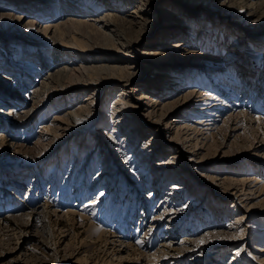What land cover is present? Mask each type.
<instances>
[{"label":"rangeland","instance_id":"rangeland-1","mask_svg":"<svg viewBox=\"0 0 264 264\" xmlns=\"http://www.w3.org/2000/svg\"><path fill=\"white\" fill-rule=\"evenodd\" d=\"M13 1L0 0V13L23 15L21 29L0 21V264H264V0H152L146 12L137 8L146 0H94L98 6L83 7L77 18L101 19L107 12L116 18L106 29L103 17L98 27L81 28L84 37L67 42L88 57L86 65L98 67L92 78L109 85L85 109L97 116L93 126L73 120L48 140L45 127L85 104L96 86L86 89L72 70L63 85L48 88L46 77L65 62L47 58L68 46L56 42L54 48L51 38L26 24L60 23L72 13L57 11L60 0ZM110 66L116 68L105 70ZM166 71L182 78L175 90L159 88L173 80L161 76ZM42 83L47 92L36 99ZM123 88L133 122L114 125L112 106ZM187 89L197 90L194 106ZM202 91L228 106L205 100ZM143 94L150 97L139 98ZM151 97L158 100L155 114L143 110ZM205 103L215 107L201 118L197 111ZM233 111L235 119H228ZM198 118L209 124L196 123ZM182 130L191 142L180 139ZM158 131L160 148L146 156ZM76 152L79 175H72L71 184ZM176 152L180 158L171 166L179 171L152 196L157 180L151 164L170 162ZM56 156L68 160L55 183ZM105 163L117 173L118 192L110 197L109 185L103 180L97 186L96 180ZM244 176L258 180L240 182ZM180 179L191 185L175 188V203L162 204ZM34 205L47 207L50 215L29 216ZM165 206L176 211L172 226L158 223ZM69 210L80 215L63 214ZM121 241L130 244L128 250Z\"/></svg>","mask_w":264,"mask_h":264},{"label":"bare ground","instance_id":"bare-ground-1","mask_svg":"<svg viewBox=\"0 0 264 264\" xmlns=\"http://www.w3.org/2000/svg\"><path fill=\"white\" fill-rule=\"evenodd\" d=\"M150 1L152 2V0H146V2L143 3L142 6L141 5L138 6L137 7L138 8V12H146L147 11V3L150 2ZM15 2H17V0H15ZM15 2L13 1L11 3H15ZM128 2H129V0L127 1V3ZM19 3H20V1H19ZM45 3H47V5L49 6L50 5L49 3H51V2L48 1V2H45ZM59 3H60L59 4V9L57 10V11H59V13L62 10H63V12L65 10H67L68 13H72V14H68L66 16L67 18H66V20L64 22H60V23H55L54 22V23H52L53 21H50V23H47L46 25L43 26L42 24H39V22H38L39 20L29 19L28 23L26 24V26L31 31L36 32V34L39 33L40 35H44L45 37L51 38L52 39V42H53V47L54 48L56 47V44H55L56 42L63 43V45L66 44V46H68V47H64L63 46L64 47V50H65V53L63 52V54L61 52H59V51L53 50L54 52H51V53L53 54V56H54L53 58L54 59H51L50 57L47 58V55L46 54L44 55V58H47V60H51V62L52 61L53 62H56L57 60L58 61L64 60V62H65L64 65H62L63 67H62L61 71H59L57 73L56 72L55 73H50L49 76L46 77V79L49 78L51 80V81H48L49 83L47 82L48 83L47 85H49L48 88H51L52 89L55 86H57V84L60 85L63 82H65L64 80L67 79V75L69 76V74L71 73L72 70L79 71L80 77H83V81L86 82L84 84V87L86 89H88V88L90 89L93 86H96V87H95L94 92H93L94 95L90 94L91 97H89V99H87L85 101L86 102L85 104L83 102V104L80 105V106H78L77 108H74L73 110H69L64 116H62V115L61 116H56L55 117L54 124L52 126L45 127V129L43 130L44 131L43 133L46 136V138H44L45 140L48 138L47 135H51V139H52V138H55L56 135H59L61 132L62 133H65L67 131V129H68L69 123L71 121H73V120L76 121L79 125L82 124V122H83V124L87 123V125L88 124H91L93 126V124H95L97 122V116L94 113H91L90 114L89 112H86V110H87V108H90L92 105L93 106H94V104L96 105V101L98 100L97 98H99V90H101V89L105 90L109 84H106L103 81L94 80L92 78V72L95 69H97L98 67H96L94 65H86L87 64L86 61L89 62L88 57L82 56L80 53L78 54V50H76V48H74L73 45L72 44H69V43H71V40H73V42L76 41L77 38L79 37V35H83V33L81 32V28H86V27L96 28V26L98 27L99 25L95 24V22H99L103 17L106 18V21L103 22V23H101L104 28H106V27L107 28H110L108 26L115 25V22H116V18H114L113 16H111V14H109L108 12L105 13L101 19L100 18H94L92 16H86V17H83L81 19L76 17V13H79V10L81 11L83 7L84 8H86V7L92 8L93 5L94 6H98V3L96 4V2L94 0H89L88 3L87 2H83L82 0H60ZM144 5H145V8L143 7ZM22 17H23V15L22 16L21 15L20 16H17L16 14H13L12 11L7 12V13H0V21H5V23H13L15 25L16 24H19V26H17V27L14 28L15 30L22 28V24H20L21 23L20 21H21V18ZM136 17L137 16L135 15V19H136ZM39 18H41V17H39ZM6 20H10V22H6ZM90 21H93V22L91 23ZM176 26L177 25H169V26H167V28L172 29L173 27L175 28ZM5 27H7V26H5ZM107 36H109V35H107ZM82 37H84V35ZM120 37H121V35H119V38ZM67 42H69V43H67ZM177 43H179V42H177ZM41 45H46V43H41ZM69 45H72V46H69ZM121 45H124V46L127 45L128 46L129 44L126 41H123ZM176 45H178V44H175V46ZM167 46H170V44H167ZM24 48H25V46H24ZM85 50H86V48H83V50L81 49V51H85ZM156 51H158V50H156ZM156 53H159V52H156ZM42 54H44V53H41V55ZM48 54H50V52ZM63 55H66V58L63 57ZM37 57H39V56H37ZM77 58L81 59L80 63H76L75 60ZM29 62H30V64H29V66H30L32 63H31V61H29ZM32 65L35 66L36 64H32ZM101 67L103 68V66H101ZM115 68L116 67H114V66H110V67H105V70H108V69L114 70ZM167 74L170 75V73L168 71H166V72L162 73L161 76H168ZM243 74H247V72H244ZM168 77H172L173 80H170V78H169L167 80V82H166L169 86H164L163 85V86L159 87L160 89H167L168 91H172V90H175V88H176L174 86H177V85L179 86L183 82L182 81V78H180L179 76H168ZM122 79H120V80H122ZM124 81H125V79H124ZM126 81L128 82L127 79H126ZM47 85H45V84L42 83L41 84V87H39V88L36 89V94L34 95V97L36 99H39V98L41 99V97H43V95L46 94L47 89H48L46 87ZM127 85L128 84L126 83L125 87H127ZM252 90H255V89H252ZM196 91H197L196 89H187V93H186V95L188 96V99H189L190 104L193 105V106H194V104L197 103L196 102L197 96L195 94ZM207 93H208L207 91L200 92L201 95H207V98H205V100H208V99L209 100L210 99H213V101L220 100L223 103L222 106L223 105L228 106V104L225 101L221 100L217 96H215L213 94H210V93L207 94ZM255 93L256 92H253V94H255ZM118 94H119V97H116L117 100L115 101V106L114 105L112 106L113 109L115 110L113 112V114L115 115V116H113V118H114V120H113L114 125H118L120 123L122 124L124 122L132 121L133 120V118L130 117L129 114L125 113V110H127V107L129 105L127 103L128 101H125V97H124V95H127L126 89L123 88ZM148 97H150L148 94H143L139 98H147L148 99ZM92 99H93V101H92ZM157 101L158 100H156V98L151 97V101L149 102V104H146L145 107L143 108V110L145 111V113H147V114H155V112H156L155 110L156 109H155V104L154 103L157 102ZM37 104H38V102H37ZM138 104H139V108L141 106V109H142V103L139 102ZM207 104L208 103L203 104L204 106H202L201 108H199L198 111H197V112H199L201 114V118L207 117L209 115V109H211V107H215L214 104H211V105H207ZM9 112L12 113L13 111H9ZM6 113L8 114V112H6ZM119 113H121V114H119ZM235 113L236 112L233 111V113H232L233 116L232 117L229 116L230 118H228V119H231V118L235 119V116L238 114V113L237 114H235ZM12 114H14V116H17V114L15 112L12 113ZM117 114H119V115H117ZM27 116H28V114H27ZM214 116H216V115H214ZM129 117H130V119H129ZM259 119H261V118L257 116L256 117V120L258 121ZM203 122L204 121L202 119H199V120L196 121V123H198V124H209L208 122L207 123H203ZM167 124L168 123L165 124L166 127H168ZM183 126H185V123L183 124ZM183 126H181V127H183ZM132 129H133L132 130V132H133V131H137V129H139V128L137 126H135V127H132ZM182 131H184V130H182ZM44 135L41 134L40 136H44ZM182 135H183V137L180 138V139L183 142H191V139H190L189 135L185 131L182 133ZM158 137H159V131L156 132V133H154L152 139L150 140V141H152V143L150 142V143H148L146 145L148 147V149L150 148L149 150H147L148 152H145V153H147L146 156H149L151 154H155L153 150L155 148H157V145H158V141L157 140L159 139ZM180 137H181V135H180ZM40 141H41V138H40ZM41 143H42V141H41ZM158 148H160L159 145H158ZM56 153H60V151H58ZM176 154H177V152L174 153V155L171 156V161L174 160L175 162H171V161L170 162L154 161L151 164V168L152 169L150 170V173H153L154 174V178L157 180V185H155V188H154V190L151 193L152 196H154V193L155 192H160L161 191V188L163 187V185L165 184V182L167 180H170L171 178H174L175 177V176H173V173L174 172L179 171L178 169H173L172 166H171L172 163H176V161H178V159L180 158V157L178 158V156ZM58 157L59 156H56L55 159H54V162L57 165L56 166V169H53L51 171L52 172L51 175H52V177H54L52 179L53 182L56 180V177L59 178L62 175V170H61V164H62V162L65 161L67 163V160H68V159L67 160L66 159L65 160H62L61 158H58ZM79 157H80V154L76 152L74 154V158H73V164H74V166L72 165V168H71V173H70L71 177H68V178H70L71 184H72V181H73L72 180V175H74L75 179H77L78 178V175H79V172L77 171V168H76L77 165H78V162H79ZM87 160L88 159L86 158L85 161H87ZM47 162H49V159H48ZM40 163L42 164L43 162L41 161ZM84 164H85V162H84ZM156 168H160V169L158 170ZM153 170H154V172H153ZM116 174H117L116 172L115 173H111L109 171L108 167H106V163H105V164H102L100 166V170L98 171V175L96 177L97 186L100 185V182H103V180L105 181V183H103V184H105V185L108 184L109 185V186L107 185L109 187L108 189L110 190V192L108 191L109 194H107V196H109V197H110L111 193H115V192L117 193L118 192L117 191V187H118L117 179L113 177ZM182 179H180V180H178V182L172 184V186L169 188V189H171L172 192L170 191V193H167V195H166L167 198H163L162 199V204L166 205L169 202L170 203L171 202L172 203H175V201H174L175 198H174L173 195H176V189L179 190L181 188L188 187V185L189 186L191 185L190 182H185ZM231 179L233 180V178H231ZM249 179L250 180H256L257 178L256 177L248 178V177L244 176V177H241V179H239V181L240 182L241 181H247ZM55 183H56V181H55ZM18 184L19 183H17L16 185H18ZM71 184L69 183V186L67 187V189H64L65 193H67L68 188H70L72 186ZM33 189H32V187H30V191L33 190ZM103 190H101V195H104L105 190L104 191ZM243 191H245V190H243ZM246 191H247V189H246ZM159 195H160V193H159ZM121 198H125V197L122 195ZM107 200H108V198H107ZM133 201H135V199H133V200H131L129 202H133ZM89 204L90 203H88V205ZM40 207L41 206H39V205H34V206L30 207L29 209H27V212H28V210L30 211L28 215L29 216L34 215L35 217L39 216V214H45L47 216L50 215L49 214V213H51L50 209H48L47 207H43V208H40ZM39 209H40V211H39ZM46 209H48V211H46ZM165 209H166V206H165L164 210L161 212L160 216H158L160 218V220L162 219V221H159L158 220V223L159 222H163V223L166 222L169 226H172L173 225L172 223L174 222V217H172V215L173 214L175 215V212L176 211L174 209H171L170 211L165 210ZM104 212H106V211H105V208L103 207V213L102 214H104ZM55 213L56 212L52 211V214H55ZM63 214L64 215H80V214H78L77 212H75L73 210H69L67 212H64ZM81 217H83V216H81ZM155 224H157V223L155 222ZM153 226H154V223L153 224L151 223L149 225V227H150L149 229H153V228L155 229V227H153ZM101 233L102 234H105V231H101ZM185 243H187V242H185ZM120 246H123V248H125L126 250H128L130 244H127L124 241H121ZM187 249H188V247H187ZM162 252H164V250ZM138 254H139V256L140 255H143V254H140V253H138ZM180 258H182V256Z\"/></svg>","mask_w":264,"mask_h":264}]
</instances>
